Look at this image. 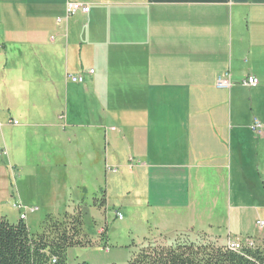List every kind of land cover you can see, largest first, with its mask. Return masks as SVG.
Here are the masks:
<instances>
[{
	"label": "crops",
	"instance_id": "1",
	"mask_svg": "<svg viewBox=\"0 0 264 264\" xmlns=\"http://www.w3.org/2000/svg\"><path fill=\"white\" fill-rule=\"evenodd\" d=\"M68 2L90 10L68 16ZM260 60L264 64V0H0V213L10 200L34 207L23 194L35 188L20 167L23 129L9 121L17 120L11 112L19 105L42 109L43 120L24 128L43 126L65 166L66 136L73 135L80 164L86 156L114 171L127 160L130 171H153L160 187L181 180L182 207L188 209L186 201L193 207L194 190L204 188L207 177L224 185L228 174L244 170L243 145L251 143L242 134L258 117L248 113L246 124L240 121V95L259 87L243 80L254 75L260 83ZM83 72V83L67 78ZM227 74L230 87H219ZM35 81L44 84L37 103L25 87ZM60 83L67 98L61 113L53 104ZM88 86L94 107L82 99ZM52 111L58 119L50 118ZM254 138L264 146V132ZM169 201L161 207L180 206ZM234 206L230 228L238 233L242 210L257 207Z\"/></svg>",
	"mask_w": 264,
	"mask_h": 264
},
{
	"label": "rangeland",
	"instance_id": "2",
	"mask_svg": "<svg viewBox=\"0 0 264 264\" xmlns=\"http://www.w3.org/2000/svg\"><path fill=\"white\" fill-rule=\"evenodd\" d=\"M259 64L264 69L261 60ZM42 86L44 84L37 81L25 85L29 90V98L35 99L36 103L37 99H41L38 92ZM87 89L82 99L84 103L94 107L97 103L91 96L89 86ZM65 91L64 84L60 83L61 93L57 94V100H53V104L61 109L60 113L65 112ZM240 96L243 97L239 111L240 114L243 112L240 121L246 124V115L249 113L257 116L264 124V78L260 79L257 89L242 91ZM11 116L20 122L15 125L16 128L23 129L17 140V145L25 151L20 156V167L24 168V178L33 181L35 185V188L25 187L23 194L33 200L34 207H23L22 210L16 208V202L12 204L10 200L9 205L1 208L0 214L11 223H16L21 218L22 210L27 214L24 220L30 231L41 233L49 217L63 220L68 214L73 216L81 208H88L90 215L82 222L81 235L91 239V244L70 248L68 264H128L137 251L134 245H139L144 238L170 243L187 233L186 228L207 235L219 245L226 243L228 238L241 239L242 242L250 238L256 245L264 246V242H261L264 240L258 238L264 234V226L257 225V220L264 221V175H261V171L264 172V146H259L255 138L253 139L258 134L251 130V125L242 134L244 142L251 143L249 148L248 144L243 145L244 170L235 169L231 179L228 174L224 185L218 183L217 177H207L205 187L194 190L196 202L193 207H189L186 201L185 206L188 209H185L182 207L185 198L183 181L173 179L172 183L163 182L160 187L154 182L153 171L147 173L136 168L130 171L127 160L116 162L112 167L115 168L114 171L106 168L104 161L102 167H95V162H91L86 156L80 164L81 159L74 151L73 135L66 136L68 164L65 166L61 160L62 153L58 156V143L55 145L56 149L52 150V142L43 137V126L24 128L28 124L43 120L45 115L38 105L29 110L27 106L19 105L12 110ZM89 116L94 118L91 113ZM54 117L58 119L57 114L52 111L50 118ZM38 151L41 153L38 154ZM170 199L172 204L180 206L162 208L161 205L168 204ZM241 201L248 205L255 203L257 207L242 210L239 232L251 236L238 235L239 232L237 233L234 226L230 228V221L234 219V204ZM201 228L211 230L213 234L200 231ZM229 230L234 236L228 235L226 239L224 237ZM194 232H191V238L196 239ZM106 244L109 248H106Z\"/></svg>",
	"mask_w": 264,
	"mask_h": 264
},
{
	"label": "trees",
	"instance_id": "3",
	"mask_svg": "<svg viewBox=\"0 0 264 264\" xmlns=\"http://www.w3.org/2000/svg\"><path fill=\"white\" fill-rule=\"evenodd\" d=\"M89 215L84 207L63 220L49 217L41 233L31 232L22 218L11 223L0 216V264H68L70 248L91 244V239L81 235L82 222ZM191 232H183L170 243L144 238L134 245L137 251L128 264H264L262 245L235 251L205 234L194 232L197 238L193 239Z\"/></svg>",
	"mask_w": 264,
	"mask_h": 264
},
{
	"label": "built area",
	"instance_id": "4",
	"mask_svg": "<svg viewBox=\"0 0 264 264\" xmlns=\"http://www.w3.org/2000/svg\"><path fill=\"white\" fill-rule=\"evenodd\" d=\"M90 10V6L81 2H68L67 4V15H74L78 12H83V13H88ZM89 73H93L94 70L91 69L90 71H88ZM85 74L86 72L83 73H79V74H68L67 78L70 79L72 82L75 83H83L85 82ZM218 86L221 88H226V87H230L231 85V79L228 77V74L225 76H220L218 79ZM243 84L248 86V87H256L259 84V79L254 76V75H250L248 76L247 79L243 80ZM10 123H13L15 125L19 124V121L17 120H9ZM112 130H114L115 128L112 127ZM251 130L255 133H257L258 135H262V133L264 132V124L258 119V118H254L252 124H251ZM2 155V151H0V156ZM14 206L16 208H20L23 210V206L19 203H15ZM35 208H32V210H34ZM21 210V218L24 219L27 214L25 212H23ZM119 218H122V215H119ZM257 225H259L260 227L264 226V221L262 220H257ZM227 247L235 250V251H240L242 250L244 247L248 246V247H254L255 246V242L250 239L247 238L245 240V242H242L241 239H229L228 242L226 243Z\"/></svg>",
	"mask_w": 264,
	"mask_h": 264
}]
</instances>
